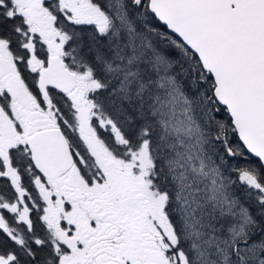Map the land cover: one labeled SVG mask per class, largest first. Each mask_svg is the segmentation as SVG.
<instances>
[{
    "label": "snow or ice",
    "instance_id": "6c2138e0",
    "mask_svg": "<svg viewBox=\"0 0 264 264\" xmlns=\"http://www.w3.org/2000/svg\"><path fill=\"white\" fill-rule=\"evenodd\" d=\"M0 264H264V0H0Z\"/></svg>",
    "mask_w": 264,
    "mask_h": 264
}]
</instances>
